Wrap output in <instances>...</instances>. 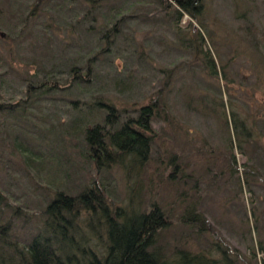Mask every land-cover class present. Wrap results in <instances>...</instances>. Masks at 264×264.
I'll use <instances>...</instances> for the list:
<instances>
[{
  "label": "rangeland",
  "instance_id": "rangeland-1",
  "mask_svg": "<svg viewBox=\"0 0 264 264\" xmlns=\"http://www.w3.org/2000/svg\"><path fill=\"white\" fill-rule=\"evenodd\" d=\"M36 1L0 0V102L25 99L29 83L36 84L43 78L62 84L52 94L35 85L33 90L38 96L26 116L0 118V189L9 196L11 207L5 212V220L13 214L12 228H19L17 236L23 238L29 228H42L43 212L57 190L76 195L87 186L96 185L108 190V211L114 216L131 213L132 208L145 211L154 202L161 205L175 221L167 238L172 246L185 239L194 247L197 245L198 236L188 228H221L238 248V252L233 250L237 256L232 257L239 259V264H249L245 258L251 237L247 232L241 238L237 228H251L254 220L253 227L258 228L264 241V176L248 177V184L241 190L239 174L246 173L243 166L237 174L230 165V132L225 116L214 112L212 103L219 98V89L225 91L229 87L232 92L236 90V98L251 100L252 112L257 110L258 117L263 114L260 121L264 122V0L206 2L201 15L206 25L204 48L211 49L219 67L225 66L228 86L209 73L204 55L197 52L198 42L189 48L176 46L178 29L169 19L173 12L165 10L166 3H100L96 9L105 14L112 13V6L137 13L117 37L109 31L111 51H106L105 26L88 18L95 10L93 3L73 0L68 4L74 5L67 8L62 7L63 0H57L58 3L39 7L33 21L27 24L26 18ZM45 6L48 8L40 12ZM188 20L185 16L181 21V30L186 38H192L185 30ZM249 23L260 29L261 41H254L247 34ZM194 26L199 29L200 22ZM101 48L94 69L91 68L93 81L76 82L72 67L86 74L89 58ZM224 93L228 114V91ZM158 95L172 114L169 120L155 124L162 136L148 161L118 153L117 163L101 166L80 153L84 134L73 122L86 112V102L101 98L106 104H113L116 119L123 120L137 117L139 108ZM241 110L246 113L244 107ZM96 118L103 123L104 117L96 114ZM261 122L260 127L264 128ZM31 135L44 138L45 143ZM262 143L253 154L258 163L264 159V140ZM252 148L246 151H253ZM33 150L46 153L41 156V163L37 160L28 164ZM234 152L239 163L247 160L237 149ZM187 192L192 195L190 201H184ZM188 203L204 215L201 226L197 227L198 221L189 217L185 222L188 225L179 222ZM245 203L248 210L256 209V216L249 213V223H245ZM17 211L23 212L15 216ZM24 212L32 221L26 220ZM73 220L80 228H91L84 211ZM100 225L105 227L104 222ZM22 233L24 236H20ZM174 236L181 239L174 243ZM199 238L206 244L212 236L200 233ZM259 254L257 257L261 258L263 253Z\"/></svg>",
  "mask_w": 264,
  "mask_h": 264
},
{
  "label": "trees",
  "instance_id": "trees-1",
  "mask_svg": "<svg viewBox=\"0 0 264 264\" xmlns=\"http://www.w3.org/2000/svg\"><path fill=\"white\" fill-rule=\"evenodd\" d=\"M54 1L58 3L57 0H37L26 18L27 24L33 21L32 19L39 7ZM71 1L73 0H63L61 2L62 7H72L74 4L72 6L68 4ZM103 1L106 0H86L87 3H93L95 9L92 14L88 12L87 15L90 14L88 18L92 22H99L105 26L103 32V36L107 40L105 50L111 51L112 41L109 31L114 37H117L123 32L124 26L131 19L137 17V13L125 11L118 6H112L110 9L112 13L110 14L102 13V9H96V7ZM159 1L162 5L166 3L165 10L173 12L169 19L172 25L178 29L176 46L189 48L194 41L198 42L197 52L204 55L203 61L209 73L220 78L227 86L230 85L225 66L220 65L219 67L211 49L204 48L206 25L202 22L201 15L204 14L207 0ZM47 8L48 6L42 7L40 12ZM144 16L149 15L144 14ZM185 16L189 19L185 25V30L192 38H186L181 30V21ZM197 21L200 22L201 27L199 29L194 26ZM247 31V34L254 41H261L260 29L257 26L249 23ZM7 37L9 34L4 39L7 40ZM102 51L103 48L89 58L86 74L79 72L75 66L72 67V72H75V79L78 78L75 80L76 82L91 83L93 81L94 72L91 68H93ZM35 85L39 89H43L46 94H52L62 86L59 81L49 83L45 78L36 84L30 82L27 86L28 93L25 99L22 98L15 102H0V118L3 116L15 118L26 116L28 108L31 107L33 99L37 95L35 94L36 90H33ZM225 91L226 94L228 91L229 118L226 101L223 98ZM225 91L219 89L220 96L213 101V110L218 114L221 112L225 116L227 131L230 132L228 141V147L232 150L230 165L237 174L240 173L242 166L244 167V174L246 173V175L239 174V187L242 190L244 185L249 182L248 177L259 179L264 176V159H259L260 162L258 163L253 155L254 151L263 145L264 128L260 127V117H263V114L258 117L257 110L252 112L251 100L236 98V90L232 92L231 88L227 87ZM95 99L92 102H86L88 103L86 112L81 116H76L73 122V125H77L79 131L84 134L80 153L101 166L114 161L117 163L118 153L132 155L138 161H148L159 136H162V133L157 131L155 124L171 118L172 110L170 107L168 109V105L165 104L166 101L159 95L154 96L148 103L139 108L137 117L129 116L126 119L117 120L116 114L113 113L115 110L111 108H115L113 104H106L101 98ZM189 105L191 106L190 103ZM241 107L245 108L246 113L242 112ZM96 114L104 117L103 123L102 120H97ZM31 136L38 142L44 141L45 143L44 138ZM251 146L253 151L247 152V148ZM235 149L240 155H246L247 160L239 163L236 152H234ZM41 156H46V153L42 150L31 151L28 164L33 165L37 160L38 163H41L43 160ZM107 192L108 190L103 189V186L96 185L94 188L87 186L76 195L74 194L75 196L57 190L55 197L43 212L45 220L42 228H29L27 230L28 235L25 234L24 236L22 233L20 236L24 237L21 238L17 236L19 235V228H12V222L15 218L13 214L10 215V219L5 220V212L11 207V204L9 196H6L5 192L0 189V264H239V259L232 257L233 255L237 256L235 251L238 248L231 244L221 228H188L190 233L194 232L198 236L197 245L194 247L188 239L177 244L176 240L181 239V234V237L178 238L174 236V243L176 244L172 246L167 238L169 237L168 234L174 230L175 221L161 205L154 202L152 207L145 211L136 212L137 210L132 208L131 213H119L114 216L112 212L108 211ZM186 195L184 201H190L192 195L188 192ZM245 204V223H249V213L252 217L256 216V209L250 211L247 208V203ZM186 207L187 210L179 216V222L186 226L188 225L185 223L186 218L189 217V220L196 219L198 221L197 227L201 226V221L205 218L204 215L197 209H192L189 203ZM82 211L88 214L87 223L91 228H80L74 224L73 219ZM22 212L17 211L15 216ZM25 215L26 220L32 221L28 213ZM189 220L187 218V221ZM102 222L105 223L103 228L100 225ZM253 226L254 220L251 228H237V232L241 238L246 237L247 232L251 237L247 246L249 253L245 258L248 259V263L255 261V264H264V241L259 237L258 228ZM200 233L208 234L212 238H209L206 244H202L199 238ZM259 252L263 253L261 258L257 257L260 255Z\"/></svg>",
  "mask_w": 264,
  "mask_h": 264
},
{
  "label": "water",
  "instance_id": "water-1",
  "mask_svg": "<svg viewBox=\"0 0 264 264\" xmlns=\"http://www.w3.org/2000/svg\"><path fill=\"white\" fill-rule=\"evenodd\" d=\"M2 36H4V33H2Z\"/></svg>",
  "mask_w": 264,
  "mask_h": 264
}]
</instances>
